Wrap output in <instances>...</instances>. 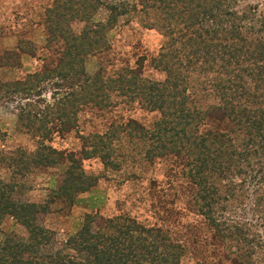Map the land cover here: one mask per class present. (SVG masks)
<instances>
[{"label": "trees", "instance_id": "1", "mask_svg": "<svg viewBox=\"0 0 264 264\" xmlns=\"http://www.w3.org/2000/svg\"><path fill=\"white\" fill-rule=\"evenodd\" d=\"M236 1L137 0L139 6L129 8L119 2L107 5L106 25L127 8L140 22L147 20V26L166 34L152 59L165 78L151 82L128 66L88 75L85 55L107 50L104 26L87 21L98 0L92 8L91 2L73 5L72 0H53L45 21L48 55L43 63L21 79L0 81V104L19 101L15 126L37 141L32 152L0 153V167L10 171L7 181L0 179V221L9 216L28 232L27 240L3 235L0 264H181L187 254L196 264H205L208 256L215 264L260 263V237L250 233L245 222L221 215L247 199L249 177L255 185L250 204L264 221V13L252 7L235 12L231 6ZM73 20L84 22L79 33L70 27ZM20 50L34 57L32 51ZM20 54L8 55L5 61L18 60ZM197 77V91L207 93L203 92L207 86L222 106L204 111L195 106L197 92L188 84ZM44 81L52 83L49 102L40 93ZM112 94L157 110L158 119L148 128L127 119L109 124L101 134L81 136L80 150L67 154L69 166L52 195L68 201L96 185L97 177L82 169L85 159L95 158L104 169L118 170L125 160H133L130 152L138 147L137 157L145 164L173 157L186 168L189 203L203 216L208 230L198 244L186 246L169 239L160 227L146 226L127 214L109 218L87 214L80 230L65 241V247L81 253L79 259L42 251L54 239L41 225L39 214L46 206L22 198V179L60 160L63 152L44 143L54 133L72 131L76 114L84 108L110 109ZM120 135L133 150L124 154L116 150ZM252 171L258 176H250Z\"/></svg>", "mask_w": 264, "mask_h": 264}, {"label": "rangeland", "instance_id": "2", "mask_svg": "<svg viewBox=\"0 0 264 264\" xmlns=\"http://www.w3.org/2000/svg\"><path fill=\"white\" fill-rule=\"evenodd\" d=\"M90 2L92 8L95 5L94 0H72L71 3L75 5ZM118 2L126 4L125 7L128 8L131 5H138L137 0H98L99 5L92 12V9L90 10L87 21L91 26L96 24L104 26L102 32L107 50L85 55L83 59L85 72L88 75H94L99 71L109 74L118 68L128 66L140 70L143 79L151 82L163 81L164 72L152 63V59L158 55L162 44L166 42V34L157 28L147 26L149 24L147 20L140 22L137 15L127 8L123 9L126 12L118 16L114 23L106 25L109 14L107 5ZM236 2L231 6L235 12L252 7L256 9V13H264V0ZM52 3L53 0H0L1 82L21 79L26 74L35 72L43 63L41 60L48 55L45 48L47 42L45 21L50 15ZM83 26L84 22L80 20H73L70 23L74 33H79ZM20 49L32 51L34 57L20 54ZM12 54L17 56L20 54L19 59L9 58L6 62L4 57ZM23 55L31 59L24 65L28 71L22 69L20 58ZM197 79L198 77L193 78L188 84L189 88L192 87L197 92L195 106L203 111L207 107L222 106V101L210 92L207 86L203 91L207 93L197 91ZM51 84L44 81L40 87L42 99L46 102L50 101ZM110 99L114 103L110 109L95 111L84 108L76 114L75 128L72 131L62 136L52 134L50 140L44 144L63 152L61 159L48 167L31 171L22 179L23 185L20 189L22 198L33 204L46 206V211L41 210L43 213L39 214L42 219L41 225L53 233L54 239L42 251L59 252L71 256L74 260L79 259L81 253L65 247V241L80 230L82 219L87 214H97L104 218L127 214L146 226L160 227L163 235L169 239L180 241L186 246L198 244L200 238L208 236V230L204 225L203 216L189 203V184L184 176L186 168L168 156L161 160L156 159L152 164H145L137 157L140 147L137 151L133 150L131 145L127 146V143L125 145L124 136L120 135V140L114 145L120 154L133 150L130 152L134 154L133 160H125L118 170L104 169L95 158L82 160L83 171L97 177L96 185L68 201L52 195L57 180L65 174L69 166L67 154L69 152L77 154L80 150L81 136L101 134L109 124L123 123L127 119L148 128L159 117L157 110H149L141 106L137 100L121 98L116 94L110 95ZM17 103L20 102L14 98L0 104V153L5 154L19 149L32 152L37 145L35 138L22 134L15 126ZM229 128L233 129L234 126L231 125ZM147 146L151 147L149 143ZM250 174L258 176L255 171ZM9 176L10 171L0 167V179L7 181ZM233 178L235 182L238 181V178ZM248 179L245 182L247 199L242 201L241 207L224 209L221 215L232 222H245L247 224L245 227L250 233L260 237L259 252L262 256L258 264H264V221L258 218L250 204L253 197L251 192L255 185L249 177ZM73 224L77 227L75 231ZM4 234L12 235L15 239H28L26 228L9 216H4L0 221V243ZM235 247L231 245L232 249ZM210 260L211 257H206L205 264L209 262L215 264ZM181 264L196 263L195 259L187 254L181 259Z\"/></svg>", "mask_w": 264, "mask_h": 264}, {"label": "crops", "instance_id": "3", "mask_svg": "<svg viewBox=\"0 0 264 264\" xmlns=\"http://www.w3.org/2000/svg\"><path fill=\"white\" fill-rule=\"evenodd\" d=\"M20 60H21V63L23 64V67H22V69L24 68V65L26 64V62L27 61H31V59H30V57H26V56H21V58H20ZM31 68V67H30ZM34 68V67H33ZM25 69V68H24ZM26 70V69H25ZM26 71H28V70H26ZM83 203H86V202H83ZM76 207H77V205H75ZM82 209V208H81ZM73 227H74V231L77 229V227H76V224H73Z\"/></svg>", "mask_w": 264, "mask_h": 264}]
</instances>
